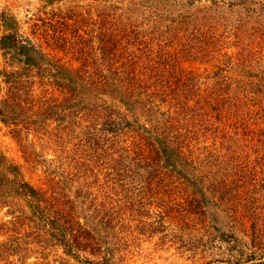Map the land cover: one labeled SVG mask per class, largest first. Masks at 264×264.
Wrapping results in <instances>:
<instances>
[{
	"label": "rangeland",
	"instance_id": "rangeland-1",
	"mask_svg": "<svg viewBox=\"0 0 264 264\" xmlns=\"http://www.w3.org/2000/svg\"><path fill=\"white\" fill-rule=\"evenodd\" d=\"M58 17H68L69 25L80 20L81 35L95 47L101 30L114 23L127 27L142 43L129 47L139 68L170 64L179 74L195 75L201 90L215 88L221 75L231 83L235 77L256 83L264 74V0H0V39L9 29L35 39L32 32ZM9 55L17 57L0 50V71L10 70ZM58 55L78 66L71 54ZM228 85L224 97L232 99L231 109L209 114L207 130L186 134L191 164L148 173L140 168L141 180L124 173L123 188L108 177L109 158L93 153L85 135L62 150L29 135L33 144L26 148L0 123V153L18 167L21 181L72 203L82 228L74 234L88 233L100 244L93 255H69L50 238H18L15 247L0 235V264H103L109 256L116 264H244L250 255L264 260V249L251 246L257 234L264 236V84ZM33 88L37 95L61 97L53 87ZM138 122L150 126L143 118ZM23 206L19 197L8 198L0 224L13 223ZM16 228L30 235L29 227Z\"/></svg>",
	"mask_w": 264,
	"mask_h": 264
},
{
	"label": "trees",
	"instance_id": "trees-1",
	"mask_svg": "<svg viewBox=\"0 0 264 264\" xmlns=\"http://www.w3.org/2000/svg\"><path fill=\"white\" fill-rule=\"evenodd\" d=\"M67 20L58 17L56 23L45 26L39 34L32 32L35 39L22 38L10 29L1 37L0 50L12 51L20 57L9 55L12 60L18 59L21 66H12L9 58L10 70L0 71L3 85L0 86V123L26 148L33 144L28 142L29 135L58 150L65 149L77 135H85L93 153L103 152L109 158L112 166L106 167L110 170L108 177L119 188L124 187L127 179L124 173L141 180L140 168L147 169L148 173L152 168L191 164L190 150H184L190 149L187 135H198L199 129L200 132L207 130L205 118L211 113H222L224 107L229 108L232 99L224 97L228 84H264V74L256 83L236 77L235 83H231V77L221 75L215 88L206 86L201 90L195 75L179 74L170 64L139 68L138 56L129 47L142 43L137 41L138 37L135 40L130 37L132 32L127 27L114 23L111 30H101L95 47L91 38L81 35L80 20L73 19L72 25ZM97 50L98 59L94 58ZM58 53L71 54L78 66L63 62ZM35 84L41 91L44 87H53L61 97L37 95ZM140 118L150 126L139 124ZM198 121L200 128H194ZM80 129L83 134H77ZM20 177L18 167L0 153V206L15 197L25 205L13 223L0 224V235H8L7 241L15 247L21 245L18 238L24 241L31 236L50 238L69 255L73 250L92 255L99 251L98 240L84 236L88 233L74 234L82 232V228L75 220L72 203L55 194L48 196L47 190L34 189ZM17 225L29 227L26 233L30 235L20 234V230H15ZM251 246L264 249V236L257 234ZM11 249L2 252L6 254ZM82 262L94 264L87 259ZM103 264L116 263L109 256ZM244 264H264V260L250 255Z\"/></svg>",
	"mask_w": 264,
	"mask_h": 264
}]
</instances>
